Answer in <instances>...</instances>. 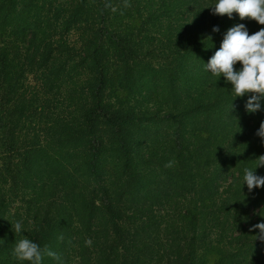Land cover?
<instances>
[{"label":"trees","instance_id":"1","mask_svg":"<svg viewBox=\"0 0 264 264\" xmlns=\"http://www.w3.org/2000/svg\"><path fill=\"white\" fill-rule=\"evenodd\" d=\"M217 2L0 0V264H264V101L206 70L264 26Z\"/></svg>","mask_w":264,"mask_h":264},{"label":"clouds","instance_id":"2","mask_svg":"<svg viewBox=\"0 0 264 264\" xmlns=\"http://www.w3.org/2000/svg\"><path fill=\"white\" fill-rule=\"evenodd\" d=\"M125 3V7H130ZM213 9L214 15H227L229 19L238 14L241 20L246 18L264 26V0H218ZM218 32L219 28H214ZM208 39H211L209 37ZM242 63L241 70H235L234 65ZM206 70L213 76L225 78L231 84L233 94L237 97L250 96L246 102V110L256 113L261 110V101H264V27L252 35L244 24H238L226 32L220 48L206 64ZM257 136L264 140V122L260 124ZM256 160V169L264 167V155ZM169 161L165 167H172ZM256 169H244L243 180L249 192L256 188H264V177L256 175ZM13 227V226H12ZM259 229L256 240L264 241V222L252 226L250 231ZM15 233L22 231V224L14 225ZM90 245L91 241H86ZM14 257L21 264H42L43 257L48 255L59 260V256L48 248L41 249L39 244L24 236L14 244Z\"/></svg>","mask_w":264,"mask_h":264},{"label":"rangeland","instance_id":"3","mask_svg":"<svg viewBox=\"0 0 264 264\" xmlns=\"http://www.w3.org/2000/svg\"><path fill=\"white\" fill-rule=\"evenodd\" d=\"M86 79H87V77L82 78V80H86Z\"/></svg>","mask_w":264,"mask_h":264}]
</instances>
